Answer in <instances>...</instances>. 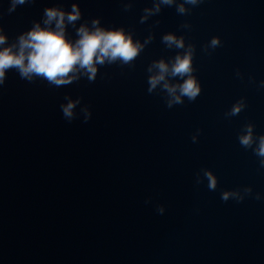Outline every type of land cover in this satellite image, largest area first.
Masks as SVG:
<instances>
[{
	"label": "water",
	"instance_id": "obj_1",
	"mask_svg": "<svg viewBox=\"0 0 264 264\" xmlns=\"http://www.w3.org/2000/svg\"><path fill=\"white\" fill-rule=\"evenodd\" d=\"M73 4L82 13L77 27L98 19L132 32L134 41L154 40L134 66H102L95 82L57 88L7 73L0 86V264H264V169L238 142L247 123L264 135V0H204L188 15L165 6L145 23L153 0H34L10 14V0H0L9 37L0 47L34 22L43 26L45 9L70 12ZM185 23L190 30L180 29ZM170 32L196 45L202 85L195 102L172 108L147 83L153 61L177 54L161 42ZM68 33L76 39L70 25ZM213 37L222 46L207 55L202 49ZM66 96L83 98L72 122L60 107ZM241 98L248 107L225 118ZM202 169L218 177L215 191L207 180L197 185ZM247 187L253 192L243 202L221 199Z\"/></svg>",
	"mask_w": 264,
	"mask_h": 264
},
{
	"label": "clouds",
	"instance_id": "obj_2",
	"mask_svg": "<svg viewBox=\"0 0 264 264\" xmlns=\"http://www.w3.org/2000/svg\"><path fill=\"white\" fill-rule=\"evenodd\" d=\"M29 2L34 0H10L9 14ZM203 2L204 0H180L179 3L177 0H153V7L143 10L144 15L140 22L145 23L150 17L160 14L165 6H174L177 14L188 15L192 8ZM131 8V3L125 5V11ZM44 16L43 26L40 22H34L31 30L19 35L10 46L0 47V86L6 83L7 73L13 69L21 79L28 82L40 79L57 88L71 85L82 78L95 82L102 66L117 63L122 66H134L137 58L154 40V36L150 35L143 43L139 40L134 41L132 32L126 31L123 27L115 30L101 27L98 19L92 20L90 26L89 22H85L77 27V22L82 18L81 9L77 4L72 5L70 12H65L59 7H49L45 9ZM69 25L75 29L76 39L70 38ZM180 29L190 30L191 25L182 24ZM4 32V28L0 26V46L6 45L9 40ZM161 42L168 50H177V54L171 58L155 60L148 66V92L154 93L159 88V91L164 93L168 108L182 105L186 99L195 102L202 93L201 82L195 75L196 45L187 43L185 36L171 32L163 35ZM221 46L220 37H213L203 46L202 51L211 55L212 51ZM236 75L243 79L239 70ZM173 80L179 82L173 83ZM251 80L255 83L254 78ZM259 87L264 88V81L260 82ZM65 99L69 102L60 107L64 118L72 122L76 118L74 109L82 103L83 98L73 100L66 96ZM247 107L246 98H241L225 113V118L238 116ZM81 111L85 116L84 122L87 123L91 118L89 107L84 106ZM200 131L202 130L193 135V143L198 142ZM238 142L241 147L253 151L259 160L260 168L264 169V135H257L255 124L244 125ZM201 171L202 176L197 174V185L207 180L209 190L215 191L219 183L218 177L211 170ZM252 192L251 187L224 191L221 199L225 202L230 199L243 202L246 197L252 195ZM255 199L260 200V194H256ZM157 211L163 215L165 208L160 206Z\"/></svg>",
	"mask_w": 264,
	"mask_h": 264
}]
</instances>
